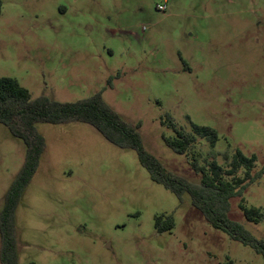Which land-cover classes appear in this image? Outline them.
Listing matches in <instances>:
<instances>
[{
  "label": "rangeland",
  "instance_id": "374dc122",
  "mask_svg": "<svg viewBox=\"0 0 264 264\" xmlns=\"http://www.w3.org/2000/svg\"><path fill=\"white\" fill-rule=\"evenodd\" d=\"M1 1L0 78L60 103L102 92L142 124L144 149L194 184L203 177L195 165L210 174L211 162L228 167L237 150L256 156L252 178L263 170L264 0ZM168 117L192 135V123L213 128L219 140L196 136L178 155L165 143L175 137ZM37 129L46 151L17 209L19 264H264L189 195L181 201L152 181L135 151L87 124ZM26 152L0 124V210ZM237 190L228 217L264 241V218L250 223L241 209L244 201L264 212V175ZM160 216L175 228L158 232Z\"/></svg>",
  "mask_w": 264,
  "mask_h": 264
},
{
  "label": "trees",
  "instance_id": "16d2710c",
  "mask_svg": "<svg viewBox=\"0 0 264 264\" xmlns=\"http://www.w3.org/2000/svg\"><path fill=\"white\" fill-rule=\"evenodd\" d=\"M3 2L0 0V18ZM82 123L92 126L106 141L122 149L137 153L141 165L147 170L152 181L174 193L181 201L185 195L191 197L192 205L214 228L220 229L236 242L252 247L264 260V241H259L245 227L230 220V200L242 195L237 186L243 189L264 175V168L254 178L255 155L246 156L240 150L234 154L228 167L217 162L210 163V174L195 165L202 172L199 184L169 172L143 146L140 129L142 124L125 120L103 99L102 92L90 98L73 103H60L47 96L33 98L30 91L12 78H0V124L12 136L26 145V158L22 169L8 189L0 210V263L19 264L18 231L16 214L26 189L36 175L40 161L46 151V140L39 133L37 125H64ZM167 123L175 132V137L165 138V143L174 153L187 156L195 148L196 136L208 140L215 146L219 140L217 130L192 123L195 135L179 129L168 117ZM228 159V157H227ZM244 171V177L238 175ZM230 178L231 180H227ZM249 181V183H247ZM241 209L246 220L259 223L264 212L249 208L242 201ZM156 230L166 232L175 228L173 216L157 217Z\"/></svg>",
  "mask_w": 264,
  "mask_h": 264
},
{
  "label": "built area",
  "instance_id": "2783aa9c",
  "mask_svg": "<svg viewBox=\"0 0 264 264\" xmlns=\"http://www.w3.org/2000/svg\"><path fill=\"white\" fill-rule=\"evenodd\" d=\"M159 10H160V11H164L165 8H164V7H160Z\"/></svg>",
  "mask_w": 264,
  "mask_h": 264
}]
</instances>
